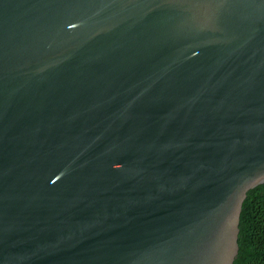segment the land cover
Returning a JSON list of instances; mask_svg holds the SVG:
<instances>
[{
	"label": "water",
	"instance_id": "obj_1",
	"mask_svg": "<svg viewBox=\"0 0 264 264\" xmlns=\"http://www.w3.org/2000/svg\"><path fill=\"white\" fill-rule=\"evenodd\" d=\"M264 184V0H0V264H233Z\"/></svg>",
	"mask_w": 264,
	"mask_h": 264
},
{
	"label": "trees",
	"instance_id": "obj_2",
	"mask_svg": "<svg viewBox=\"0 0 264 264\" xmlns=\"http://www.w3.org/2000/svg\"><path fill=\"white\" fill-rule=\"evenodd\" d=\"M233 264H264V184L248 191L243 203Z\"/></svg>",
	"mask_w": 264,
	"mask_h": 264
}]
</instances>
